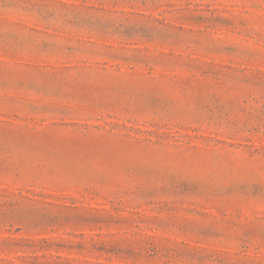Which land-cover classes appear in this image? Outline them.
Listing matches in <instances>:
<instances>
[{"label":"rangeland","instance_id":"rangeland-1","mask_svg":"<svg viewBox=\"0 0 264 264\" xmlns=\"http://www.w3.org/2000/svg\"><path fill=\"white\" fill-rule=\"evenodd\" d=\"M0 264H264V0H0Z\"/></svg>","mask_w":264,"mask_h":264}]
</instances>
